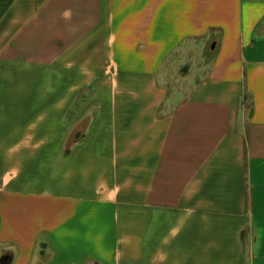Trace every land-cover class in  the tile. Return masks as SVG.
<instances>
[{"label":"crops","instance_id":"crops-1","mask_svg":"<svg viewBox=\"0 0 264 264\" xmlns=\"http://www.w3.org/2000/svg\"><path fill=\"white\" fill-rule=\"evenodd\" d=\"M0 264H264V0H0Z\"/></svg>","mask_w":264,"mask_h":264},{"label":"rangeland","instance_id":"rangeland-1","mask_svg":"<svg viewBox=\"0 0 264 264\" xmlns=\"http://www.w3.org/2000/svg\"><path fill=\"white\" fill-rule=\"evenodd\" d=\"M197 50H189V49H185V50H180L178 51L175 55L177 56V60H172L171 63L173 65V69L171 68V81L174 82V84L176 85V82H185V80H190V79H199V77H186L187 75L190 74V72L192 71V69L196 70L198 69V65L195 66V64L198 62L197 61V55L200 54V50H198V48H196ZM208 47L205 48V51L208 52ZM194 55V59L192 61H190V55ZM189 57V59H188ZM192 57V56H191ZM174 59V58H173ZM187 62V63H186ZM186 63V64H185ZM204 63L206 64L204 66L205 68V72L206 69L208 68V64H209V58L207 60L204 61ZM185 77V78H184ZM195 77V78H194ZM184 78V79H183ZM183 80V81H182ZM167 81V80H166Z\"/></svg>","mask_w":264,"mask_h":264}]
</instances>
